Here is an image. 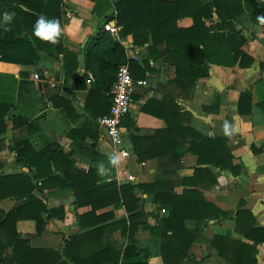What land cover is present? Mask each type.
I'll return each mask as SVG.
<instances>
[{"label":"crops","instance_id":"obj_1","mask_svg":"<svg viewBox=\"0 0 264 264\" xmlns=\"http://www.w3.org/2000/svg\"><path fill=\"white\" fill-rule=\"evenodd\" d=\"M10 1L7 11L15 13L10 22H5L10 41L0 46L9 50V55L29 60L26 50L22 54L13 52L15 48L26 49L28 44L11 38L16 33L25 38L33 32L35 17H55L61 27L55 42L37 36L34 63L0 58V117L5 126L1 131L0 124V178L17 174L29 177L34 185L32 194L38 200L37 205L33 203V211L39 212L44 221L39 233L35 219L17 221L16 229L29 245L59 251L61 259L56 264H73L62 251L73 236L72 252L81 256L103 254L96 264H119L108 258L130 244V237L122 232L123 226L128 225L129 214L142 208L146 215L135 224L131 238L139 248L148 250V264H164L162 254L172 260L176 256L173 250L161 247L162 238L174 240V229L171 225L166 228L160 220L169 213L171 198L177 200L179 196H183L179 199L185 209L183 214L188 215L182 225L188 229L189 239L193 237L186 254L181 250L177 253L180 264H230L226 258L241 255L238 242L253 244L235 227L238 223L248 233H252V228L264 229V112L258 107L264 100V44L258 40L264 36V0H242L243 11L235 17L246 37L242 49L253 57V62L246 67L238 62L233 66L211 62L207 74L190 87L173 83L175 66L164 55L151 58L149 43L134 46L130 35L120 37L132 74L149 82L134 91L131 109L122 119L121 146L127 155L108 140L98 121L103 116L98 113L99 102L106 93L94 85V64L86 55V50L97 45L94 35L107 22L104 16L111 13L116 0H29L31 6ZM200 1L205 4L211 0ZM212 10L211 18L203 19L206 25L220 22ZM17 18L22 26L17 24ZM108 22L114 27L112 36L119 38L121 26L115 19ZM176 22L186 28L193 24V18L181 15ZM86 38H93L94 43L81 47ZM163 47L164 44L160 49ZM59 48L76 51L77 58L79 53L84 54V66L77 64L67 79ZM38 70L49 77L52 88L43 89L42 81L33 77ZM56 73L61 78L58 92L54 90ZM165 93L174 97L179 111L169 99L168 111L156 107V100H162ZM242 93L247 98L239 103ZM148 100L153 101L147 106L150 111L143 109ZM166 118L181 120L177 132L170 130ZM225 122L235 131L226 132ZM132 134L138 137L135 144L144 156L140 162ZM23 142L29 144V149H23L20 160H26L32 148L50 160L49 168L47 163L39 164L44 179L33 176L32 165L16 161ZM111 156L118 157L116 163H112ZM111 182L136 184L133 194L138 199L134 211L115 204L109 194L95 199L82 195L78 205L77 194L97 192ZM18 190L17 185H7L5 196L0 197V209L6 212L16 205ZM192 191L195 200L187 196ZM189 203H194L197 210L187 207ZM239 209L249 214L238 220ZM86 212L90 215L81 217ZM198 215L200 219L195 221L193 216ZM154 224L160 225L156 236L150 233ZM99 229L104 231L98 235ZM254 245L255 264H264V240Z\"/></svg>","mask_w":264,"mask_h":264},{"label":"trees","instance_id":"obj_2","mask_svg":"<svg viewBox=\"0 0 264 264\" xmlns=\"http://www.w3.org/2000/svg\"><path fill=\"white\" fill-rule=\"evenodd\" d=\"M16 1L31 6L29 0ZM10 2L12 1L0 0V12L7 11L9 7L7 4ZM212 8L215 9L217 16L220 18V22L206 25L203 19L211 18L213 13ZM242 11V0H211L205 4L200 0H116L113 4V10L111 13L104 16V20L107 22L113 19L116 20L117 25L121 26L119 38L112 36L108 30L101 27L94 35L97 45L94 48L86 50V55L90 56L94 64V85L97 89L106 93L103 101L99 102L101 112L98 113L104 115L109 112L110 88L112 82H114L117 67L127 60L125 45L121 42L120 37L124 38L130 35L132 39L131 43L134 46H144L146 43H149L147 49L151 58L164 55V59L175 66L176 76L172 80L173 83L182 88L185 86L190 87L196 79L207 74L208 64L211 62L225 66H233L238 62L241 67H246L253 62V57L242 49V45L246 42V37L243 30L239 28L235 22L236 15ZM186 14L191 15L193 24L186 28L179 27L176 22L177 18ZM29 16L35 17L34 14H29ZM36 20L37 18L35 17L34 23ZM17 24L22 26L19 18H17ZM252 35L254 36V34ZM59 36L60 35H58V37ZM9 37L7 28H5L3 24H0V46L9 42ZM12 37L11 39L14 41L23 40L28 44L26 49L15 48L13 52L14 54H22L23 51L26 50V52L30 54L29 60L13 57L8 54V52L10 53L9 50H3L1 48L0 58L25 61L30 64L34 63L37 57V50L33 45L38 41L37 36L34 35L33 32H28L25 38L21 36V33H16ZM162 44H164V47L160 49ZM57 50L63 53V70L65 79H67L77 68V52L66 48H59ZM147 65L148 63L145 61L144 66L147 67ZM129 66L131 70L130 62ZM132 76L136 78L133 74ZM245 98H247V94L242 93L239 97V103H243ZM168 99L172 100L175 110L179 111V107L174 102V97L169 96L167 93L164 94L162 100H156V107H165L166 111H168ZM152 104L153 101L148 100L144 104L143 109L150 111L147 106ZM1 107L0 105V108ZM258 107L264 112V100L258 103ZM176 111H174L173 114L176 113ZM156 115L160 114L156 112ZM181 115H179V118H181ZM1 118L2 117H0V124H3ZM165 121L168 123L167 126H169L170 130L174 129L176 132L179 130L181 124L179 122L181 120L176 122L166 118ZM132 125L134 128H137L135 122H132ZM4 128L5 126L3 124L1 126V131H3ZM131 138L134 143V152L137 156V161L140 162L144 156L135 144L138 137L132 134ZM206 139L208 140V138H205L204 141ZM207 144H211V142L208 141ZM190 146L195 147L196 143H191ZM27 148L29 149L28 143H21V151L17 150L16 161L21 164L27 163L32 165L34 167L33 176L35 178L44 179V172L39 164L47 163L49 168L50 160L44 159L40 150H34L33 148L26 156V160H20L19 158L23 155V149L25 150ZM49 175L50 169H48V177ZM7 185L8 187L17 185L20 191L18 190L17 194H15L19 200L14 207L6 212L0 209V264L58 263L61 259L59 251L32 248L29 245L28 239L22 237L16 229L17 221L25 218L35 219L36 233H39L44 225V221L39 216V212L33 211V207L37 205L38 200H36L32 194L34 185L31 179L23 174L2 176L0 178V197L5 196L3 190L7 188ZM137 185L139 187H145V185L142 184ZM135 186L136 184L127 183L118 185L116 182H111L97 192L77 194V203L78 205L81 203L79 198L81 199L82 195H87L95 199L109 194L114 198L113 202L115 204L124 205V207L131 212L134 211L133 207L136 206L138 199L133 194ZM38 188H40V186ZM187 196L190 197V200H195L194 191L187 194ZM182 197L183 196H179L177 200L171 198V205L167 206L169 213L165 218L160 220L161 223L165 224L166 228L171 225L170 227L173 226L174 229L171 230V235L174 236V240H164L162 238L161 247L163 249L173 250L176 256L175 259L172 260L167 254H162L164 264H180V260H178L179 257L177 256V253L180 252L178 251L181 250L186 254V249L193 239V237L189 239L188 229L186 230L184 225H182L184 217L188 216L186 213L183 214V210L185 209L179 202V199ZM132 200H134V204H131ZM187 207L197 210L195 209L194 203H189ZM43 208L45 209V206ZM94 208L95 207H93V209ZM26 209H28L27 212ZM188 209L189 208L186 210ZM89 213L90 212H86L81 217H88L90 215ZM247 214H249L248 211L239 209L236 216L239 220L241 218L243 219ZM145 215L146 213L143 212L142 208L129 214V223L127 226H123L122 232L130 237L131 242L122 250L113 252V256L108 258L110 259L109 261L115 263L119 262V264H148V250L146 248H139L136 245V240L131 238L135 231V224ZM193 219L197 221L200 219V216H193ZM195 226H199V224H195ZM159 228L160 225H151L150 233L156 236ZM235 228L245 237L251 238L253 244L238 242L241 248V255L226 259H228L230 264H255L254 252L256 251V247L254 243L264 240V229L252 228V233H248L242 231L238 223H236ZM102 231L104 230L99 229L96 233L99 235V232L102 233ZM159 234H161V232H159ZM161 236H163V234H161ZM82 241L83 240H81V242ZM74 242V237H70L62 250L71 263L96 264L103 259V254L81 256L72 252ZM8 248H10V251L7 250Z\"/></svg>","mask_w":264,"mask_h":264},{"label":"built area","instance_id":"obj_3","mask_svg":"<svg viewBox=\"0 0 264 264\" xmlns=\"http://www.w3.org/2000/svg\"><path fill=\"white\" fill-rule=\"evenodd\" d=\"M103 28L110 33L114 30V27L109 22H105ZM133 58L137 59L138 56H133ZM33 77L38 79V74L34 73ZM148 85L149 82L146 78H134L132 76L127 58L126 62L117 67L113 86L110 91L109 112L98 118L108 140L113 145L119 146L118 151L123 155H127L128 151L121 146L123 133L122 119L131 109L132 94L134 91L137 88Z\"/></svg>","mask_w":264,"mask_h":264},{"label":"clouds","instance_id":"obj_4","mask_svg":"<svg viewBox=\"0 0 264 264\" xmlns=\"http://www.w3.org/2000/svg\"><path fill=\"white\" fill-rule=\"evenodd\" d=\"M14 15L15 13L13 11L0 12V24H3L6 28L7 24H5V22H10ZM60 31H61V27L57 18L55 17L49 18L43 14L38 16L33 26L34 35L40 37L41 39L49 40L52 42L56 41ZM224 129L226 132L235 131V127L233 126L230 129L227 122H225L224 124ZM110 159L112 163H116L118 157L111 156Z\"/></svg>","mask_w":264,"mask_h":264},{"label":"water","instance_id":"obj_5","mask_svg":"<svg viewBox=\"0 0 264 264\" xmlns=\"http://www.w3.org/2000/svg\"><path fill=\"white\" fill-rule=\"evenodd\" d=\"M88 39L89 38H86L83 41V43L81 44V47H86ZM258 40L262 44H264V36L263 37H260ZM78 64H79V67H81V68L84 66V54L83 53H79V55H78ZM40 73H41L40 70H38V73H37L38 74V79L42 81L41 83H42L43 89L52 88L53 86L50 85L49 77L48 76H45L43 74H40ZM54 79L56 81V85L54 87V90L56 92H58L59 89H60V86H61L60 74H57Z\"/></svg>","mask_w":264,"mask_h":264},{"label":"rangeland","instance_id":"obj_6","mask_svg":"<svg viewBox=\"0 0 264 264\" xmlns=\"http://www.w3.org/2000/svg\"><path fill=\"white\" fill-rule=\"evenodd\" d=\"M94 43V39L93 38H89L88 42H87V46H92V44Z\"/></svg>","mask_w":264,"mask_h":264}]
</instances>
